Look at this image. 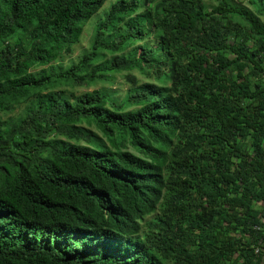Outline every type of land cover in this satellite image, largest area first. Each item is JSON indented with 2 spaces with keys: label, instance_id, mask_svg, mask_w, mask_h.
I'll return each instance as SVG.
<instances>
[{
  "label": "trees",
  "instance_id": "trees-1",
  "mask_svg": "<svg viewBox=\"0 0 264 264\" xmlns=\"http://www.w3.org/2000/svg\"><path fill=\"white\" fill-rule=\"evenodd\" d=\"M106 1L0 0V44L28 36L27 49L20 38L0 49V110L55 81L88 83L99 49L150 31L153 51L115 56L87 80L147 68L163 82L118 104L48 93L0 123V264H264V0L210 12L203 0H118L91 52L55 68ZM82 120L103 138L74 129ZM51 130L88 144L45 141Z\"/></svg>",
  "mask_w": 264,
  "mask_h": 264
},
{
  "label": "rangeland",
  "instance_id": "rangeland-1",
  "mask_svg": "<svg viewBox=\"0 0 264 264\" xmlns=\"http://www.w3.org/2000/svg\"><path fill=\"white\" fill-rule=\"evenodd\" d=\"M118 0H107L99 12L94 15L83 27L82 34L79 37V40L71 46L70 50L64 54H62L56 61L53 62V66L55 68H61L62 70H66L69 67L78 64L81 59L91 52V44L93 41L94 28L99 21H102L105 18V14L108 12L110 7L115 4ZM128 1V0H126ZM158 0H155L157 2ZM206 11L210 12L216 5L215 0H203ZM240 4L247 6L252 9L246 2H240ZM153 5V3H149L146 6H141L140 10H145ZM264 21V18H262ZM20 38L22 43L24 44L25 49H27L28 45V36L17 34L13 39H10L6 42V44H0V49L5 45L13 46L16 41ZM146 45V47H144ZM156 46V40L154 36V32L150 31V34H146L143 40H138L133 42L130 45H123L122 50L119 51H111L109 48H101L98 50V55L94 60L93 64L90 68H88V73L82 74L84 81L88 83H71V82H59L55 81L54 85L51 87H47L45 89L39 90L36 93H32L28 95L26 98L21 99L18 102H14L11 104V107L6 108V110H0V123L4 121L17 120L25 116V113L28 107L32 106L39 98L44 97L48 93H62L65 97H67L70 101H72L75 97L87 93L92 92L94 90L102 91L108 96V101L114 104H118L122 102L125 97L130 93L131 89L137 87L140 84L146 82H152L155 84H161L162 79H157L153 77L150 73V70L144 68V70H131V71H122V72H114V71H98V75L101 77L96 78L95 81L87 80L88 76L91 74L93 68L102 67L106 62L110 61L115 56L127 55L131 52V50L137 49L140 51L141 49H151L154 50ZM144 47V48H143ZM40 68H34L35 73H38ZM133 76L136 80V84L132 83L127 77ZM127 110L132 109V107L126 108ZM74 129L83 130V132L87 135L88 138H92L94 140H100L103 137L97 131L93 123H88L85 120H82L80 123L75 124ZM49 140H63L66 142H70L72 144H80L87 145V141L80 138H72L66 135L65 133H59L57 131L51 130L47 136L45 141ZM129 151L135 152L132 147H128ZM256 207L258 209L261 208L260 204H257ZM158 215V212L152 213L143 217L140 220V225L142 229L140 233L137 235L139 238H143L147 231V225L150 222L155 221V217ZM261 254L264 257V243L260 246Z\"/></svg>",
  "mask_w": 264,
  "mask_h": 264
},
{
  "label": "built area",
  "instance_id": "built-area-1",
  "mask_svg": "<svg viewBox=\"0 0 264 264\" xmlns=\"http://www.w3.org/2000/svg\"><path fill=\"white\" fill-rule=\"evenodd\" d=\"M260 205H261V208H263L264 209V201L263 202H261V203H259ZM264 222V221H263ZM254 229L255 230H259L260 229V227L259 226H255L254 227ZM262 241V240H261ZM260 241V242H261ZM261 251V249L258 247V248H255V253H259Z\"/></svg>",
  "mask_w": 264,
  "mask_h": 264
}]
</instances>
